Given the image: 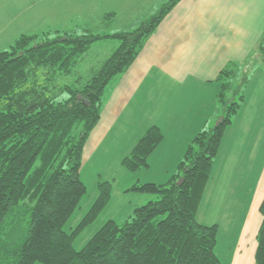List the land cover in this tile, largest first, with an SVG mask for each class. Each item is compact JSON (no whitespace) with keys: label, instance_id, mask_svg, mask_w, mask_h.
Listing matches in <instances>:
<instances>
[{"label":"trees","instance_id":"16d2710c","mask_svg":"<svg viewBox=\"0 0 264 264\" xmlns=\"http://www.w3.org/2000/svg\"><path fill=\"white\" fill-rule=\"evenodd\" d=\"M179 1L170 0L133 30L57 31L55 38L22 34L0 51V264H223L216 254L218 226L200 223L196 213L225 130L245 102L250 62H231L219 72L223 116L196 134L177 172L166 183L136 182L126 189L157 194L158 200L135 207L122 224L108 220L77 249L78 235L112 197V183L99 182L87 214L73 230H64L88 191L81 179L84 148L108 88ZM112 38L120 42L117 49L88 77L72 80L90 45ZM258 53L256 60L264 64V42ZM232 90L236 97L227 100ZM163 138L159 126H150L122 166L132 173L148 167ZM260 213L255 264H264V199Z\"/></svg>","mask_w":264,"mask_h":264},{"label":"crops","instance_id":"0c3cea01","mask_svg":"<svg viewBox=\"0 0 264 264\" xmlns=\"http://www.w3.org/2000/svg\"><path fill=\"white\" fill-rule=\"evenodd\" d=\"M262 42L264 0H180L130 68L112 81L100 121L86 141L83 165L121 128L127 155L146 130L157 125L164 138L149 156L148 168L159 167V180L148 182L166 183L196 134L209 127V98L216 103L219 72L231 62L255 61ZM261 105V112L250 115L252 105L245 100L226 128L196 213L197 218L200 207L211 205L212 199L220 201L223 214L216 225L218 236L223 232L227 242L221 249L217 241L216 248L223 264H255L264 199ZM155 155L173 160L164 166L153 161Z\"/></svg>","mask_w":264,"mask_h":264},{"label":"rangeland","instance_id":"374dc122","mask_svg":"<svg viewBox=\"0 0 264 264\" xmlns=\"http://www.w3.org/2000/svg\"><path fill=\"white\" fill-rule=\"evenodd\" d=\"M169 2L170 0H82L81 2H78V0H0V26L5 25L4 27H7L0 31V50L9 46L22 34L48 35L50 38H55L58 34L57 31L81 35L88 29L95 34H114L119 31L133 30ZM110 14L115 15L110 16ZM119 43V40L115 38L92 43L70 78L74 80L79 77H88L91 69L116 50ZM248 69L250 71L246 70V72H249L250 79L244 94L248 105H252L248 109L249 114L252 115L261 112L263 109L261 104L264 103V64L260 60H255L249 64ZM239 81L240 79L233 82L234 88L238 87ZM233 93L234 90L227 93L226 99L232 100L236 97ZM209 105L210 111H213L208 128L212 129L221 120L224 107L218 101V95L216 103L215 100H212V95L210 96ZM216 110L218 115L214 117ZM126 141L121 128L120 132H115L112 140L109 138L101 146L94 158L89 161L85 159L81 170V179L86 184L88 191L82 198L79 207L65 224L64 230L68 232L73 230L87 214L98 197L99 182H111L113 189L111 200L104 210L76 238L74 246L77 249L82 248L108 220H115L117 223L122 224L132 218L135 207L159 199L157 194L126 191L136 182L149 183L148 180H159V174L157 173L159 167L157 166L146 167L136 173L129 172L122 166V159L126 156L123 152ZM174 153L178 154L177 151H174ZM175 158L174 161L176 162L177 159ZM153 159V161L162 163L164 166L173 160L168 156L159 157L158 155H155ZM178 164L170 178L177 172ZM150 182L156 183L154 181ZM139 197H145V201H141ZM146 197L148 198L146 199ZM225 202L224 199V205ZM219 206L220 201H213L212 199L211 205L204 204L200 207L197 218L202 222H206L207 224L202 223L205 225H219V220H221L223 214ZM222 234L223 232L219 234L218 241L221 243L220 248L225 249L227 237H223ZM218 251L219 248H216V254L219 257Z\"/></svg>","mask_w":264,"mask_h":264},{"label":"water","instance_id":"95a60500","mask_svg":"<svg viewBox=\"0 0 264 264\" xmlns=\"http://www.w3.org/2000/svg\"><path fill=\"white\" fill-rule=\"evenodd\" d=\"M220 122V121H219Z\"/></svg>","mask_w":264,"mask_h":264}]
</instances>
